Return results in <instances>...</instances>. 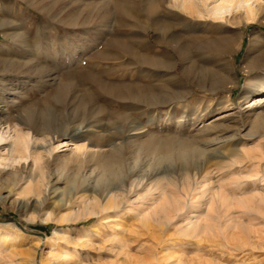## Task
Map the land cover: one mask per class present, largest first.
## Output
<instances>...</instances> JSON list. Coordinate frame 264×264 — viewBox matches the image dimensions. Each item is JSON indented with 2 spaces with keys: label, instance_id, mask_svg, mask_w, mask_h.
Wrapping results in <instances>:
<instances>
[{
  "label": "rangeland",
  "instance_id": "1",
  "mask_svg": "<svg viewBox=\"0 0 264 264\" xmlns=\"http://www.w3.org/2000/svg\"><path fill=\"white\" fill-rule=\"evenodd\" d=\"M167 1L161 3L165 6ZM159 3L0 0V22H11L0 25V121L18 123L25 130L30 119L60 132L77 130L74 137L66 133L54 140L53 146L58 147L54 159L44 165L50 179L44 174L32 179V164L17 177L2 168L0 264H264V243L250 255V241L242 230L243 225L250 229V236L264 239V198L261 203L255 201L250 213L232 210L230 216L237 224L228 235L223 227L209 239H191L178 231L187 212L185 203L200 198L204 186L201 178H185L180 160L169 162V183L165 182L169 198L178 203V209L167 213L168 226L160 220L139 227L130 218L128 206L88 213L91 203L81 201V192L91 187L81 182V175L91 174L100 154H110L111 141L124 145L119 150L130 161L134 154L128 140L154 134L198 142V130L221 117L219 133L215 130L207 137H220L211 148L226 151L231 141L218 142L239 130L248 148L258 143L245 136L254 118L247 110L254 101L264 102V93L251 94L254 89L248 90L246 84L264 82V48L251 41L255 35L264 37V24L252 22L241 29L240 46L231 57L235 85L216 84L212 76L227 58L211 46L222 36L219 23L163 14L175 36L173 45L181 38L206 40L192 54L197 62L192 67L170 45L158 41L153 10ZM173 78L191 86L193 96L172 100L177 92L170 85ZM240 109L245 111L242 116ZM75 146L87 147L95 156L79 165L71 155ZM60 167L78 176L62 178L57 172ZM247 188L252 190L251 185ZM259 191L264 197V188ZM101 216H109L106 225ZM135 230L146 234L135 241Z\"/></svg>",
  "mask_w": 264,
  "mask_h": 264
},
{
  "label": "bare ground",
  "instance_id": "2",
  "mask_svg": "<svg viewBox=\"0 0 264 264\" xmlns=\"http://www.w3.org/2000/svg\"><path fill=\"white\" fill-rule=\"evenodd\" d=\"M159 1L160 3L153 10L154 20L157 21V29H155L158 34L157 39L160 43L166 42L170 45L182 61L188 60L192 67L197 64L196 58L194 59L192 54L206 40L203 41L202 38H196V36L188 40L181 38L176 45H173L176 41L175 36L169 32V23L164 19L166 15L163 14L169 12L171 17L177 19L188 16L193 19H211L219 23L222 36L215 42L211 41V46L219 48L223 54L227 55V58L225 65L219 70L217 69L215 73L213 72L214 76L212 77L216 84L232 83L235 85L234 80L236 78L232 74L233 68L231 66L232 53L236 52L240 46L243 26L252 22L264 24V0H168L165 6L161 3L163 0ZM189 20L185 21L187 25H189ZM10 23L7 19L2 23L0 22V25ZM193 25H195L194 22ZM251 41H258L260 45L258 47L264 48V37L261 35L252 36ZM146 56L148 57V55ZM246 63L250 65L249 56L246 57ZM182 72L185 74L184 68ZM173 80H175L174 83L172 82L170 85L175 89L177 88V92H173L172 100H181L186 96H193L194 90L191 86L187 83L180 84L177 78H173ZM246 87L248 90L254 89L251 94L264 93V82L255 84L248 82ZM248 98L249 96H245V99ZM232 106L233 104L230 103L229 107ZM248 108L247 111L253 114L254 118L251 121L249 132L245 136L258 142L250 148L243 143L244 141L242 142L243 136H241L240 130L233 134L230 139H223V141L218 142L217 145L231 141L226 151H224L225 149L211 148L220 137L217 136L218 134L215 135L216 137H207L215 130L218 132L217 129L221 127L218 121L223 119L221 117L214 119L211 126L205 125L204 128L198 130V137L201 138L198 142L194 138L169 140L154 134L146 135L145 139L140 136L128 140L134 154L130 161L125 159L120 152L124 145L111 141L110 154H100V157L95 159V168L91 174L88 176L81 175V182L91 186L81 192V194L84 193L81 196V201L87 202V204L91 203L87 209L88 213L94 209L109 213L120 211L128 206L130 218L137 222V226L150 227L148 223H158L160 220H165L168 226L171 220L167 216L168 211L178 209V203L173 202L168 195L170 193L168 189L170 171L168 168L169 162L177 159L182 162L183 175L186 179L197 177L201 178L202 183H204L200 198L192 197L185 203L187 212L180 222L178 231L191 239H209L223 228L225 229L224 234L229 230L232 231L231 229L237 224L232 221L230 216L232 210L240 209L243 213H250L254 209L255 201L258 200L261 203L262 198H264L259 191L261 187L264 188V102L254 101ZM244 113L245 111L240 109V115L242 116ZM32 120L34 119H30L26 130L18 123L11 125L7 121H0V147H2L0 148V159L4 161V163L0 162V173L3 172L2 168L3 170L8 169L12 177H17L22 169H26L32 164L34 167L30 174L32 179H35L36 176H43L42 174L50 179L51 173L44 171V165L54 159L55 150L58 148L53 146L54 140L66 133L70 137H74L73 135L77 131L66 129V132H60V129L54 130L44 122ZM5 145L7 146L3 147ZM3 151L6 155L3 154ZM71 155L79 165L81 161L95 156L84 146H75ZM246 162L250 166L246 165ZM235 167H239V169H235ZM57 172L62 178L70 176L76 179L78 176V173L69 174L64 167L58 168ZM166 181L168 183H165ZM248 185H251V191L247 188ZM2 191L3 188L0 187V196ZM90 196L94 197L92 201H90ZM159 214H163V216L161 217ZM108 218L109 216L102 217L105 225ZM242 228L250 241V244L247 242V245L250 246L251 255L257 246L264 243V239L262 236H250V229L243 225ZM93 232L96 235L99 234L97 230ZM145 234L135 230L132 236L135 241H139L140 237L145 236ZM151 235L154 236V233ZM245 240L246 243L247 240Z\"/></svg>",
  "mask_w": 264,
  "mask_h": 264
}]
</instances>
